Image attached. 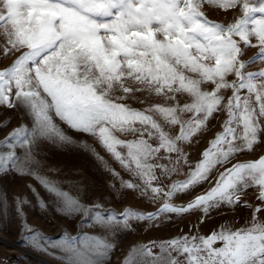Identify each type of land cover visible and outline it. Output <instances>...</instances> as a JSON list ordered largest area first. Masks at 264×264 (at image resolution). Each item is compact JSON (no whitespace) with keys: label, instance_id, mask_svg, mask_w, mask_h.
<instances>
[{"label":"snow or ice","instance_id":"6c2138e0","mask_svg":"<svg viewBox=\"0 0 264 264\" xmlns=\"http://www.w3.org/2000/svg\"><path fill=\"white\" fill-rule=\"evenodd\" d=\"M205 4L224 10L239 8L241 14L231 23L217 22L206 16ZM0 36L5 55L20 53L10 66L0 69V105L22 107L31 118L30 125L21 124L0 142L8 148L0 152V173L30 174L55 196L58 213L82 214L76 235L65 230L52 243L65 254L58 258L66 264H105L115 247L110 238L117 230H130L132 221H156L194 210L207 215L221 205L234 207L240 193L251 186L259 187L258 199L264 202L261 156L225 168L210 189L186 204L171 203L174 197L209 181L218 166L259 142L264 69H245L264 60V0H0ZM252 37L259 52L246 61L242 57L247 47L254 46ZM230 75L236 79L229 81ZM205 84L213 87L206 90ZM227 89L232 94L225 103L222 90ZM241 90L248 95L241 96ZM137 93L162 97L164 103L133 108L125 101L137 99ZM178 95H187L191 102L181 104ZM221 108L227 113L222 131L191 165L181 144L206 130ZM186 114H190L187 119ZM54 117L77 132L96 137L139 181L123 180L109 167L120 180V189L132 190L152 203L163 199L161 207L154 212L132 207L118 212L99 201L87 205L33 170L31 165L39 163L33 152L40 141L76 143ZM177 126L176 135L166 130ZM117 133L136 138L124 140ZM80 143L96 154L85 142ZM17 147L24 150L23 157L17 155ZM153 159L167 163H153ZM182 165L189 166L185 179L165 185L163 179L180 172ZM110 187L120 194L114 184ZM39 204L42 209L47 207L42 200ZM262 210L260 206L253 210L247 227L232 230L224 224L207 236L184 234L134 246L123 264H264V222L257 217ZM83 227H98L106 235L83 232ZM22 238L40 250H46L44 241L51 243L27 223ZM217 242H222L220 247H214ZM153 247L160 252L153 253Z\"/></svg>","mask_w":264,"mask_h":264},{"label":"rangeland","instance_id":"374dc122","mask_svg":"<svg viewBox=\"0 0 264 264\" xmlns=\"http://www.w3.org/2000/svg\"><path fill=\"white\" fill-rule=\"evenodd\" d=\"M202 10L209 19L225 24L233 22L241 14L239 8L224 10L208 4H205ZM250 39L254 46L246 48L242 57L246 61L259 52L256 38ZM4 44V38L0 36V69L10 66L20 55L19 52H11L5 55ZM262 69H264V60H257L255 63L247 65L245 71L258 72ZM235 79L234 75L228 77L229 81ZM256 82L259 83L260 81L257 80ZM202 87L211 90L213 85L205 84ZM231 94V89L222 90L225 103ZM240 94L241 96L248 95L246 90H241ZM136 96L137 99H129L125 102L137 109H143L150 104L164 103L162 97L148 96L146 93H137ZM139 100L145 102L140 103ZM177 100L181 104L191 102V98L187 95H178ZM189 115L186 114L184 118L187 119ZM225 119H227V113L221 108L218 113L210 118L206 130L197 134L190 143L181 144L184 152L188 154L191 165L201 159V153L208 147L209 141L215 137L216 133L222 131V124ZM54 120L76 143L40 141L33 152L35 160L39 163L31 165V168L39 175L56 181L62 190L79 197L81 202L87 205L99 201L104 208H114L118 212L125 207H132L143 212H154L161 207L164 203L163 199L152 203L147 198L138 197L136 192L132 190L120 189V180L113 177L108 170L109 167L118 172L123 180L139 181L120 166L119 162L106 151L96 137L69 128L58 117H54ZM21 124H31V118L22 107L8 108L0 105V142ZM260 124L259 142L254 145L252 150L243 151L230 159L227 164L218 166L211 173L209 181L196 186L186 194L174 197L171 203L186 204L195 196L210 189L214 185L216 177L225 168H230L238 162L254 161L264 156V118L261 119ZM166 130L170 131L172 135H176L179 127ZM117 135L124 140L136 138L131 134L121 135L117 133ZM80 142H85L91 149H95V153L103 157L107 166ZM152 143L155 144L156 141H152ZM119 150L121 152L126 151L125 149ZM6 151H8L7 146L0 143V152ZM15 151L17 155L23 157L24 150L22 148L17 147ZM159 155L161 157L164 155L163 150ZM174 156L175 154H173V158ZM152 162L167 163L163 159H153ZM188 170V165H182L180 172L163 179V183L167 185L173 180L185 179ZM156 174L160 176L159 169H157ZM113 184L116 189L120 190L119 195L110 187ZM258 196L259 187L251 186L240 193V202L234 207L221 205L219 208L211 210L207 215H204L200 210H194L183 215H164L156 221H132L130 230H117L114 238H110V242L115 247L105 264H123L125 257L134 246L148 245L149 242L170 240L184 234L207 236L214 230L218 231L220 226L224 224L230 226L232 230L250 226L253 210L257 206L264 208V202L260 201ZM41 200L47 205L46 208L40 207L39 201ZM18 201L19 213L17 211ZM246 205H251V207ZM56 207L55 196L50 194L32 175L20 174L15 170L0 173V264H66L65 260L58 258L65 254L59 248L53 247L52 243L58 240L65 230L71 235H76L81 230L83 216L82 214L65 216L58 213ZM257 217L259 221L264 222V210L258 212ZM24 223L33 229L40 230L49 238L51 243L44 241L46 250L33 247L22 238ZM82 231L94 235H106L104 230L98 227H83ZM221 243L217 242L214 247H220ZM152 251L158 254L160 249L153 247ZM175 255L176 253L173 252V256ZM179 258L184 259L183 256Z\"/></svg>","mask_w":264,"mask_h":264},{"label":"water","instance_id":"95a60500","mask_svg":"<svg viewBox=\"0 0 264 264\" xmlns=\"http://www.w3.org/2000/svg\"><path fill=\"white\" fill-rule=\"evenodd\" d=\"M34 253H36V254H38V255H40L39 253H37V252H35V251H33Z\"/></svg>","mask_w":264,"mask_h":264}]
</instances>
